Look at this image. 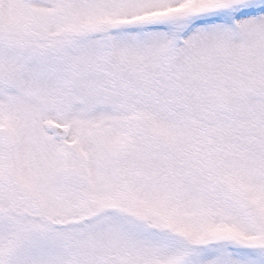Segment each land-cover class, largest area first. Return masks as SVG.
Returning a JSON list of instances; mask_svg holds the SVG:
<instances>
[{
    "label": "snow or ice",
    "instance_id": "obj_1",
    "mask_svg": "<svg viewBox=\"0 0 264 264\" xmlns=\"http://www.w3.org/2000/svg\"><path fill=\"white\" fill-rule=\"evenodd\" d=\"M0 264H264V0H0Z\"/></svg>",
    "mask_w": 264,
    "mask_h": 264
}]
</instances>
